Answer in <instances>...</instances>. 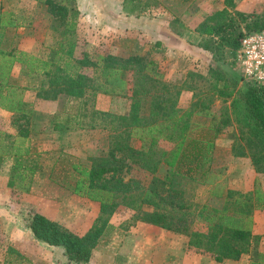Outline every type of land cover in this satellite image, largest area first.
<instances>
[{"label":"rangeland","instance_id":"obj_1","mask_svg":"<svg viewBox=\"0 0 264 264\" xmlns=\"http://www.w3.org/2000/svg\"><path fill=\"white\" fill-rule=\"evenodd\" d=\"M44 1L0 0V14H11L18 25L7 30L11 47L41 59H47L61 41L71 38L48 12ZM51 1L66 7L67 25L74 23L76 59L83 54L93 62L108 55L122 60L151 59L155 68L149 71V67L148 71L172 90L180 91L175 118L185 119L189 112L196 111L193 106L201 102L208 107L215 123L220 125L223 119H228L215 140L212 171L216 182L240 193L254 189L264 192V166H254L250 158L257 147L245 146L243 139L249 138L247 130L236 123L230 112L232 98L244 94L249 83L242 79L235 62L236 49H219L214 44L218 42L217 36L211 31L216 25L215 13L225 7L224 0ZM233 3L234 11L248 16L245 22L237 18L238 31L242 33L248 30L247 23L264 14V0H233ZM132 71L124 74L128 83L125 94L93 95L89 91L83 98L82 127L55 132L52 127L65 107V97L37 98V89L47 85L43 83L45 78L22 76L19 65L14 66L12 77L24 88L23 97L30 104L32 117L28 137L23 142L29 148L28 154L15 158L10 154L15 126L11 114L0 110V264H73L67 263L60 247L36 240L28 221L33 214H41L78 236L98 223L99 204L72 193L78 177L72 166L90 168L107 159L110 144L117 140L118 134L113 131L114 124L108 122L107 114L129 112ZM80 72L94 83L102 81L93 66H85ZM144 113L150 115L148 101ZM195 114L190 116L192 122L210 124L211 118ZM147 121L153 123L155 119L150 117ZM156 146L170 155L176 145L160 138ZM126 162L129 167L123 168L121 178L134 184L141 169L129 160ZM14 166L23 176L14 177ZM30 167L35 169L32 176ZM163 173L164 167L158 174ZM27 186L28 191H24ZM187 189L189 201L221 206L223 198H210L207 187ZM116 200L120 201V197ZM131 214L134 213L129 207L117 206L108 219L106 233L85 264H183L179 249H183L187 237L141 222L133 224ZM251 218L252 233L259 237L257 247L229 264H252L257 257L254 250L264 255V210H254ZM188 254L211 259L191 250Z\"/></svg>","mask_w":264,"mask_h":264},{"label":"trees","instance_id":"obj_2","mask_svg":"<svg viewBox=\"0 0 264 264\" xmlns=\"http://www.w3.org/2000/svg\"><path fill=\"white\" fill-rule=\"evenodd\" d=\"M44 4L57 24L64 27L71 37L61 41L58 49L52 50L47 59L14 50L6 34L8 29H16L18 25L11 14H0V110L11 114L15 126L11 156L19 158L28 154L29 148L23 142L28 137L32 117L30 104L23 97L24 88L12 77L15 65H19L22 76L42 75L45 78L43 83L47 85L37 89V98L52 100L59 95L65 97V107L52 127L55 132L82 127L83 98L89 91L93 95L97 92L125 94L128 83L124 74L129 70H133L129 89L132 103L124 115L107 114L108 122L114 124L113 131L118 134L117 140L110 144L105 162L90 168L72 166L78 176L72 193L99 204L101 216L98 223L78 236L36 213L28 221L33 237L45 245L60 247L67 263H88L91 252L106 233L109 217L117 206L123 204L133 210L130 217L133 224L141 222L183 235L187 237L189 250L205 254L217 263L237 261L249 254L257 247L259 239L252 233L251 215L254 210H264V192L254 189L253 192L240 193L225 189L216 182L217 177L212 171L215 140L221 128L227 126L228 119H223L220 125L215 123L208 107L201 102L193 106L196 111L189 112L185 119L175 118L180 91L172 90L149 72L155 68L151 59L129 57L122 60L108 55L93 62L86 54L76 59L73 56L74 23L67 25L64 21L66 7L57 6L51 0H45ZM224 5L215 13L216 25L211 28L218 39L214 44L219 49H237L242 36L264 30L262 14L247 23L246 32L238 31L237 18L245 22L248 16L234 11L233 0H224ZM85 66L95 67L102 81L94 83L80 72ZM247 83L244 94L232 98L230 112L236 123L247 130L249 138L243 139L245 146L253 144L258 149L250 153L254 166H264V83ZM147 101L149 116L144 113ZM192 114L211 118L210 124L204 126L192 122ZM150 117L155 119L153 123L147 121ZM160 138L176 145L170 155L156 146V140ZM126 160L141 169V178L134 184L121 178L123 168L129 167ZM20 167L17 166L18 169ZM163 167L164 173L159 175ZM17 168L13 167L14 177L23 176L16 172ZM28 171L32 176L35 169L30 167ZM188 186L207 187L210 198H223L221 206L189 201ZM24 191H28V186ZM118 196L120 201L116 200ZM254 254L257 257L252 259V264H264V255L255 250Z\"/></svg>","mask_w":264,"mask_h":264},{"label":"built area","instance_id":"obj_3","mask_svg":"<svg viewBox=\"0 0 264 264\" xmlns=\"http://www.w3.org/2000/svg\"><path fill=\"white\" fill-rule=\"evenodd\" d=\"M235 62L245 82L264 83V30L240 38Z\"/></svg>","mask_w":264,"mask_h":264},{"label":"crops","instance_id":"obj_4","mask_svg":"<svg viewBox=\"0 0 264 264\" xmlns=\"http://www.w3.org/2000/svg\"><path fill=\"white\" fill-rule=\"evenodd\" d=\"M160 231H164V230H160ZM175 247L172 246V249H174ZM187 249V241L185 242V246H183V249H179V254H180V251H181V255L182 257H184V261H182L183 264H191L190 262H192V264H229L231 262H236V261H230V260H225L223 261L222 263H217L215 262L214 260L212 259H209V258H204L202 256H194L193 257H190L188 256V251H186Z\"/></svg>","mask_w":264,"mask_h":264}]
</instances>
